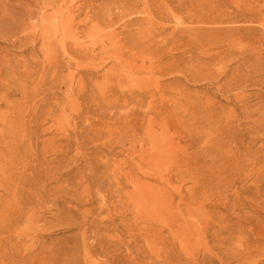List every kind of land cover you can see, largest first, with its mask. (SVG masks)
I'll use <instances>...</instances> for the list:
<instances>
[{
    "label": "rangeland",
    "instance_id": "rangeland-1",
    "mask_svg": "<svg viewBox=\"0 0 264 264\" xmlns=\"http://www.w3.org/2000/svg\"><path fill=\"white\" fill-rule=\"evenodd\" d=\"M35 2L0 17V264H264V0H103L56 74Z\"/></svg>",
    "mask_w": 264,
    "mask_h": 264
},
{
    "label": "bare ground",
    "instance_id": "bare-ground-1",
    "mask_svg": "<svg viewBox=\"0 0 264 264\" xmlns=\"http://www.w3.org/2000/svg\"><path fill=\"white\" fill-rule=\"evenodd\" d=\"M4 1L6 2V4H9V6H7L5 11L3 12V13H5L4 16L2 17V15H1L0 17H1V19H4V20H8L9 18L13 19L14 21L13 20L12 21L15 23V25L13 23L11 25L15 29L12 32L18 33L20 31V28L18 27L19 26L18 25V19H20L19 17H17L18 11L14 7V5L10 4L12 0H4ZM35 1L36 2L34 4L29 3L27 5H24L25 16H29V18H30V16H33L35 14V11L40 12V9L44 10V8H47L41 13L43 14V17H50L51 20H50L47 27L44 26L42 28L43 30L41 29L42 31L40 33V38H41L40 50L41 51L43 50L42 52H44V55H45L44 61L48 62L50 67H53V69H54L53 73L54 74H56L57 70L60 69L59 68L60 64L58 61V55L59 54H58V50L56 48V44H57V46L60 47L59 49L62 50V52L64 54L63 56H65L64 57L65 61L67 60L66 59V57H67L68 61H66V62H68L69 65L76 66V71H78L77 61L83 60L85 58H91L93 56H97L100 54L99 51H96L95 46L86 45V44H84V41L79 40L80 35H78V33L85 31L86 28H87V30H94V28H96L95 26L98 24H101L102 22H104L105 25H107V26H112L115 22L114 13H113V10L111 7L112 4L108 8L109 10L107 9V12L109 15L107 18L106 16L103 15V11L101 10V5L103 4V0L101 1V3L98 6L95 3L90 4L88 2L89 0H35ZM110 2H112V1H110ZM91 3H93V2H91ZM31 7L35 8V10H33ZM38 15H39V13H38ZM82 15H84V17L81 18L78 22H75V20L77 18H80ZM29 21H33V20H29ZM35 21H34V24H35ZM89 21H94V22H93V24H91V26L86 27V25ZM23 23H25V22H23ZM52 23H54V24H52ZM38 24H40V23H38ZM81 25H84V26L81 28V30H79ZM37 28H38V26H37ZM36 33H37V31H36ZM115 33L116 32H114V31L110 32L108 35L109 39H112L115 36ZM27 39H29V37L25 36L21 39V41L24 42ZM12 40H14V42H15V38ZM38 41L39 40H37V42ZM34 43H31V44H34ZM23 45H24V43H23ZM109 51H111V49ZM69 65H67V66H69ZM71 69L73 70V67H71ZM74 72H75V70H74ZM86 88L87 87L82 85V83H76V81L72 85V94H71L72 99L70 101L68 100L70 102L69 108L72 106L73 108L76 109V113H77L76 117L77 118H82L83 113H89L90 112L88 105H85V102L82 101L83 96H84L83 94H84ZM76 89H77V91H75ZM2 96H3V94H2ZM65 97H66V95L64 96V98ZM3 98H4V96H3ZM4 100L6 101V99H4ZM9 107H8V109H10ZM12 112L17 118H20L21 110L19 108H17V107L12 108ZM51 113H52L51 110H49L47 115H49ZM63 114L64 113H61L59 115L57 114L56 116L60 117ZM4 116L7 117V118H4L5 119L4 127H6L9 130L16 129V127H18L17 125H15L17 122L16 120H10L11 117L7 113H4L3 117Z\"/></svg>",
    "mask_w": 264,
    "mask_h": 264
}]
</instances>
